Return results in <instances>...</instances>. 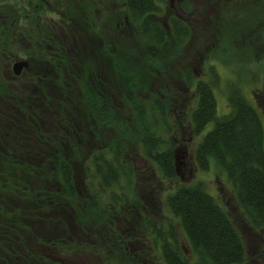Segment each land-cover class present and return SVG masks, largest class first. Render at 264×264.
Returning <instances> with one entry per match:
<instances>
[{"label": "trees", "instance_id": "trees-1", "mask_svg": "<svg viewBox=\"0 0 264 264\" xmlns=\"http://www.w3.org/2000/svg\"><path fill=\"white\" fill-rule=\"evenodd\" d=\"M2 1L0 0V46L8 50L18 44L24 54L29 53L32 46L31 68L40 72L32 74L35 85L31 94L24 84L16 85V89L23 93L22 99H18V91L10 88L9 82L0 75L2 103H12L15 106L7 114L11 115L10 121L5 123L4 116L0 115V264H27V242L32 234L43 232L44 228L40 225L49 220L52 224L59 222L66 227V236L61 233L53 236L60 239L65 248L71 249L75 245L91 248L97 244L96 240H104L109 248H113L112 240L107 237L109 233L101 228L109 216L99 200L103 197V192L98 187L92 190L93 194L89 197L77 192L72 166L75 154L71 156L65 152L71 149L77 153L81 136L93 139L96 133L93 126L104 123L112 125L118 120L114 115V105L106 92V88L109 89L107 79L110 71L114 85L121 84L123 78L128 80L125 84L127 90L123 93L134 119L130 120L131 123L116 122L118 129L112 144L89 156L85 169L92 173L95 181L98 180L108 196L114 199L123 197L120 193L123 188L126 195H134V168L123 159L121 152L125 151L127 143L130 145L134 140H141L148 158L159 166L163 177L173 178L176 175L174 156L170 150L157 148L160 140L154 136L155 127L151 128V125L148 132L131 130L137 125L132 124L133 122L137 121L139 125L142 122L134 91L137 89L135 86L145 85L142 64L163 71L167 62L174 61L176 54L189 41L192 28L175 15L166 18L167 28L157 19L163 11L162 3L166 0H109L119 5L117 9L111 10L112 14L109 16L112 41L108 43L102 38L101 30L97 31L96 28L99 20L94 13L97 8L93 4L100 3L101 0H79L76 2L78 9L73 0H66L64 17L71 19L67 28L72 31L68 42L57 32L59 30L56 27L48 25L43 31L36 16H30L27 10L13 8ZM185 5L188 12L197 11L192 0H186L183 8ZM120 7L122 8L119 9ZM22 17L26 21H33L35 18L36 24L35 34L31 33L33 29L31 34H26L28 38H25V43L20 40L25 29V25L21 23ZM261 22L264 36V16ZM122 25L127 30L119 33L118 29ZM233 29H227L230 31L226 34L232 35ZM32 35L37 39L33 40ZM46 38L51 40L46 42ZM127 39L132 42L131 45L130 41L129 45L126 44ZM169 40L174 44L173 47ZM43 43L48 44V50ZM75 44L79 46L76 47ZM207 61L208 58L205 62ZM186 71L188 74L180 78H184L185 86H194L197 101L191 112L192 131L199 134L212 122L195 149V164L201 170H208L213 160L225 171L236 203L249 228L261 242L264 263V124L260 110L242 95L240 87L230 83L227 96L229 111L217 115L212 83L205 79L193 82L191 73ZM73 76L79 84V99L71 94L74 82L70 78ZM99 77L100 85L97 82ZM36 83L39 90H42L43 97L39 94ZM78 101L79 106L76 105ZM155 101L157 103L152 106V112L158 110L159 117L163 118L165 103L160 99ZM3 105L4 103L0 104ZM42 111L49 114L48 121L52 124V129L48 131L39 123L44 120ZM154 122L156 121L153 119L152 124ZM74 124L77 126L76 130L72 129ZM75 134L80 136L79 139H75ZM45 136L48 137V144ZM58 136L67 137L63 140L57 139ZM69 137L75 141L68 142ZM117 144L120 146L114 147ZM50 164L52 166L49 168ZM119 176L126 181L123 185L118 184L116 191L113 185L117 183ZM106 194L104 193V197ZM96 197L98 200H95ZM165 202L178 219L189 251L194 256L190 263L179 245L177 232L170 223L164 229L162 224L157 226L154 220L144 219L143 231L150 229L154 242L159 243L165 264H247V247L241 232L233 223L227 208L221 203L219 205L206 191L203 181L175 187L167 194ZM64 214L73 216L78 227L75 229H79L80 235H83L81 239L76 238L75 229L71 232ZM96 247H100L99 253L105 254L107 259L108 252L105 251L104 244L101 242ZM112 251L116 252L119 264H140L134 254L123 251L121 245Z\"/></svg>", "mask_w": 264, "mask_h": 264}, {"label": "rangeland", "instance_id": "rangeland-1", "mask_svg": "<svg viewBox=\"0 0 264 264\" xmlns=\"http://www.w3.org/2000/svg\"><path fill=\"white\" fill-rule=\"evenodd\" d=\"M78 1L79 0H73L76 4V9L79 7L76 3ZM185 1L186 0H166L162 3L163 11L159 14L157 19L162 21L166 27L167 17L172 15L178 16L192 28L190 31L191 36L189 41L182 47L179 54H176L174 61L167 62L163 71L152 69L146 64H142L141 72L145 74V85L143 87L135 86L137 89L134 91L137 97V105L140 107L142 122L140 125L136 123L137 121L133 122L132 124L137 125L131 129L132 131L136 130V132H138V130L148 132V128H150L151 125V128L155 127L154 136H157L160 140L156 146L159 149L171 151L174 156L176 175L171 179L163 177L159 166L148 158L144 150L145 145L143 141L134 140L130 145L127 143L125 145V151L123 150L121 155L123 159H125L126 162H130L129 164L134 168L133 187L136 189V193L132 192L134 195L131 196L129 193V196H127L125 190L123 193V189L125 188L120 190L121 195H124L125 198H129L128 200L122 201V205H125L127 201L129 205L127 206L126 212L122 213L120 211L121 214L118 212L117 218H119V220H117V223L120 229H124L126 239L130 243L128 250H131L134 246L137 247L139 255H144L143 258L145 257L148 261L152 258L151 261L155 262V264L165 263L161 256L159 243L153 241L150 229L147 231L145 230V232H148V234H145L142 221L144 219L154 220L157 226L162 224V228L164 229H166L167 224L170 223L177 232L181 249L184 251L185 255L188 256V261L191 263L194 256L189 251L185 234L181 229L178 219L166 205L165 200L167 194L174 190L175 187L201 180L205 184L206 191L215 198L216 202L227 208L233 223L241 232L247 247V264H264L261 257V242L259 243L255 234L249 228L246 218L236 203L232 185L228 181L225 171L213 160H211L208 170H201L195 164V149L204 133L211 127L212 122L208 123L205 129L199 134L192 131L191 112L197 103L194 91L195 88L193 85L189 87L185 86L183 84L184 78H180L183 77L184 74L187 75L188 73L186 70H188L192 75L193 82L200 79L211 82L216 99L217 115H223L229 111L227 99L228 84L235 83L240 87L242 95L253 104L254 107L260 110V115L264 124V36L261 31L263 28V22L261 21L264 16V0H192L197 9V11L193 13L185 10L186 5L185 8H183ZM2 2L12 5L13 8L27 10L28 15L38 18V24L42 26V30L48 25L56 27V30H59L57 32H60L66 41H70L72 31L67 27L70 25L71 19H66V17H64V4L66 0H3ZM94 5L95 8H97L94 13H96L97 20H99L98 23L96 22L98 24V26H96L97 31L101 30L104 41L111 43L112 25L109 16L112 14L111 10L117 9L119 4L111 3L109 0H101L100 3L93 4V7ZM121 8L122 7L119 9ZM203 13H206V15ZM21 23L25 25V29L23 30L24 34H22L20 40L25 43L27 41L25 38H28L25 36L26 34H35V18L33 21H26L22 17ZM77 24H80V22ZM230 27L234 28L232 30V35L226 34L227 32L229 33L230 30L228 31L227 29H230ZM124 29L125 31L127 30V28L122 25L121 29H118V32L123 33L122 30ZM31 30L33 32H31ZM31 38L33 40L37 39L33 35ZM129 41L127 39L126 44L129 45ZM169 42L170 46L173 47L174 44L171 43V40H169ZM131 43L130 41V45ZM75 45L76 47L79 46L78 44ZM8 50L12 59L9 60L8 57L1 54L0 67L6 68L9 66V68H11L14 57L25 58L22 47L18 44H14ZM207 58L209 61L205 62ZM131 60L134 61L133 59ZM101 75L104 77L103 74ZM99 79H101V77L97 79L100 85ZM70 80L74 82L71 94L79 99V84L74 76L71 77ZM107 81L109 86V89L106 88L107 97H109L110 102L114 105V115L118 119L116 122L120 121L123 123L127 121L131 123L132 121L130 120H133L134 117L130 110V104L126 101L123 93L124 90H127L125 84L128 80L123 78L121 84L117 83L114 85L112 73L109 71ZM20 82L30 88L31 85H35V80H31V75L20 78ZM123 83L124 85L122 86ZM12 84L16 86L18 82H12ZM36 88L39 90L37 83ZM16 94L17 97H19L18 99L23 98V93L20 91ZM39 94L43 97L42 90H39ZM157 99L163 100V103H165L163 118L159 117L158 110L155 109L152 112V106L157 103V101H155ZM0 104H2V99L0 100ZM81 116L85 118V116L87 117L88 115ZM153 119L156 122L152 124ZM46 120L47 119L40 120V126L43 129L52 128V124L49 121L46 122ZM50 120L54 123L52 119ZM116 122L112 125L104 123L102 125L98 124V126H93L96 132L93 139L88 136L80 137L78 134H75L76 140L79 139V137L81 138L80 148L77 153L71 149L65 152L71 156L75 154L72 166L76 182L75 186L80 195L89 197L93 194L92 190L97 187L99 191L103 192V197L104 193L106 194L100 183L97 182L98 180L96 179L95 181L92 178V173L87 172L85 167L86 160L89 156H92L97 150H101L104 147L108 148V145L112 144L113 137L118 129ZM92 125L95 124L92 123ZM72 127L74 130L77 129L76 124ZM66 137L67 136H58L57 139L66 140ZM75 139L70 138L68 142L75 141ZM118 146L120 145L117 144L114 147L117 148ZM50 166H52V164L49 165V168ZM123 167L125 168L124 165ZM124 181L126 180L119 176L117 183L113 186L116 187L118 184L123 185L125 183ZM115 190L118 191V188L116 187ZM107 196L106 194L102 199H104V202L109 203L110 199ZM141 206L143 208H140V213H143L144 216L141 215L140 217L137 208ZM126 213L135 214L134 216H127L124 218ZM64 216L68 221V225L75 229L77 225L76 222L74 223L73 216L71 217L72 220L67 218V215L64 214ZM66 220L65 224L67 225ZM68 225L67 227H69ZM40 226L44 228V231L41 233L36 232L31 235L33 239V249L36 250V248H38L46 255L60 256L67 258L66 260L79 258L95 259L97 256L91 252H79L77 254L63 253L58 250L54 244H50L46 241V238L56 236L58 233L66 236L68 231L64 229L66 228L64 224L59 222L52 224V221L49 220ZM78 230L75 229L74 234L76 238L81 239L83 235H80L81 231L79 230L78 232ZM93 238L95 239V236H93ZM32 239L29 241H32ZM56 241H58V245L62 244L60 243V239H56ZM79 247L80 245H75L72 249L76 250ZM90 249L98 252L100 251V248L95 249V247H91ZM101 255L105 259V254L101 253ZM106 257L109 258L106 259L109 264H119L117 254H108Z\"/></svg>", "mask_w": 264, "mask_h": 264}, {"label": "flooded vegetation", "instance_id": "flooded-vegetation-1", "mask_svg": "<svg viewBox=\"0 0 264 264\" xmlns=\"http://www.w3.org/2000/svg\"><path fill=\"white\" fill-rule=\"evenodd\" d=\"M40 40H43V39L40 38ZM48 40H51V39H47L46 38V42ZM35 41H37V40H35ZM42 45H45L47 50H48V48H49L48 44L43 43ZM40 48H42V47L40 46ZM35 49H36V47H35ZM32 50H34V48L32 46H30L29 53H26V54L23 53L25 58H23V57H14L13 64L16 61H20V60H25L26 63H27V65L25 67H23V69L20 71L19 74H15L13 72V64H12L11 68H9V66H7L6 68L0 67V74L3 76V78L7 82H9L8 85L10 86V88L12 87L13 89H15V87H16V86H14L12 84V82L16 83V81H17L18 84H24V83L20 82V78H25L28 75H31V80H32L33 79V75H32L33 72H35V73L40 72L39 70H33V67L31 68V58L30 57H32V55H33V51ZM1 54L3 56H5V57H8L9 60L12 59L9 50H7L4 46H0V55ZM26 72H28L29 74H27ZM33 87L34 86H32V85H31V88L30 87H26L30 91L29 92L30 94L34 90ZM17 91H19L18 88H17ZM11 93H13V91ZM1 99H2V96H0V100ZM3 103H4V105L0 106V115L4 116L3 117V121L6 123V122L10 121L9 117L11 116V115L7 116V114H9L11 111H13L15 106L13 104H10V103H6V102H3ZM79 104H80L79 101L76 102L77 106H79ZM47 113H48L47 111H42V117H44V120L47 119L46 122L49 120V114L47 115ZM46 115H47V117H46ZM6 116H7V118H6ZM0 119H1V117H0ZM50 129H52V128H45L44 130L48 131ZM45 138H46V144H48V137H45ZM107 197L110 199L109 203L104 202V199H102L104 197L99 198V200L102 202V205H103L102 208H104V210H107L109 212L108 219H106L107 222L103 223L101 225V228H102V230H106V232L111 235L110 236L108 234L107 237L110 239V241L112 240L111 246H114V247L113 248H109L108 247L109 245L104 240H101V241L99 240L100 243H99L98 240H96L97 244L94 245L95 249H97L96 246L97 245H101V242H102L104 244V246H105L104 247L105 251L108 252V254L114 255V254H116V252H114L112 250H114L117 247L119 248V246L121 245L123 251L133 253L134 257L138 259L140 264H155V262L151 261L152 258H151L150 261H148V260H146L145 257L143 258L144 255H142V254L139 255L138 254L139 251H138L137 247L134 246L131 250H128V246L130 245V243L126 239V235H125L124 229H122V228L120 229V227L118 226V223H117V220H119V218H117L118 212H120V211L122 213L126 212L127 206L129 205L128 201L125 203V205H122V201L128 200L129 198H125L124 196L123 197H119V198H115V199L113 197H111V196H107ZM95 200H98V198L96 197ZM123 207H124V209H123ZM140 208L142 209L143 207L141 206V207L137 208L139 210L138 215L141 217V215L144 216V214L140 213V210H141ZM121 212H120V214H121ZM127 213L124 215V218L127 217V216H134V214H135V213H131V214H127ZM63 217H64V219H66V217L64 215H63ZM67 218L72 220L71 217H67ZM70 230L72 232L74 229L71 227ZM30 239H32V237H30ZM56 239H57L56 237L50 236L49 238H46V241H48L50 244H54L55 247L58 250L62 251L65 254H74V253L77 254L79 252H85V253L86 252L87 253L91 252V253L96 254L97 256L95 257V259L79 258V259H73V260H66L67 258H64V257L53 256V255H50V254L46 255L44 252L40 251L36 247H35L36 250L33 249V246H32L33 239H32V241H28L27 242V246L29 248V253H30V254L28 252L25 253V255L28 257L27 264H106V263L109 264V262L106 260V258L104 259V257L96 250H92V249L86 248L84 246H80L76 250H73L72 248L71 249L70 248H65L63 246V244H61V245L59 244L58 245V241H56ZM98 248H100V247H98ZM94 251H96L97 253L94 252ZM142 252H143V250H142Z\"/></svg>", "mask_w": 264, "mask_h": 264}, {"label": "water", "instance_id": "water-1", "mask_svg": "<svg viewBox=\"0 0 264 264\" xmlns=\"http://www.w3.org/2000/svg\"><path fill=\"white\" fill-rule=\"evenodd\" d=\"M27 65L26 61L25 60H20V61H16L14 64H13V72L15 74H19L20 71L23 69V67H25Z\"/></svg>", "mask_w": 264, "mask_h": 264}]
</instances>
